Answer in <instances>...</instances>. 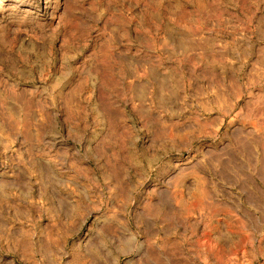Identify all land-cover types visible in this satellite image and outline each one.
I'll use <instances>...</instances> for the list:
<instances>
[{"label": "rangeland", "instance_id": "1", "mask_svg": "<svg viewBox=\"0 0 264 264\" xmlns=\"http://www.w3.org/2000/svg\"><path fill=\"white\" fill-rule=\"evenodd\" d=\"M49 2L0 15V264H264V0Z\"/></svg>", "mask_w": 264, "mask_h": 264}, {"label": "bare ground", "instance_id": "2", "mask_svg": "<svg viewBox=\"0 0 264 264\" xmlns=\"http://www.w3.org/2000/svg\"><path fill=\"white\" fill-rule=\"evenodd\" d=\"M7 1L8 2L11 1V3L8 6H12L13 8L17 6H21V4L25 5V9H23L22 12L26 15L33 13L35 15L43 16L50 8L49 0H0V15L5 10L6 8L5 2Z\"/></svg>", "mask_w": 264, "mask_h": 264}]
</instances>
